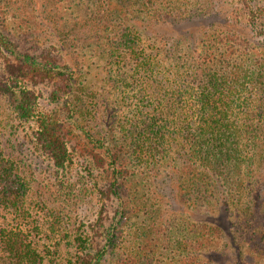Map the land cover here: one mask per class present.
Here are the masks:
<instances>
[{"label": "rangeland", "instance_id": "1", "mask_svg": "<svg viewBox=\"0 0 264 264\" xmlns=\"http://www.w3.org/2000/svg\"><path fill=\"white\" fill-rule=\"evenodd\" d=\"M6 1L0 0L1 30L16 37L20 34V43L57 48L77 72L75 93L54 104L48 100L47 88L28 87L36 94V109L40 112L54 109L65 118V108H72L71 121L95 139L104 140L100 143L106 148L120 149L117 153L126 150L130 142L126 135L131 129L142 127V121L150 119L172 134V118L178 122L177 115L181 119L188 117L190 107L194 106V90L187 73L196 68L201 52L214 46L222 34L233 32L241 40L245 36L250 38L249 59L264 60L258 30L247 23V4L257 7L264 0H129L124 24L132 31L130 53L129 47L119 44L118 37H113L116 40L113 45L101 41L104 53L85 33L65 34L57 28L53 34L48 18L60 16L63 22L72 18L67 14L69 3L64 0H57L63 8L56 15L49 13V7L38 14L40 20L30 17V31H24L22 25L17 27L5 14ZM82 14L83 9L78 15ZM221 47L225 45L220 44ZM111 48L114 51L109 56L107 50ZM136 59L150 63L151 71L137 67ZM2 75L0 68V79ZM173 91L177 110L166 102ZM241 99L240 107H236L238 124L243 125L238 145L242 157L251 164L250 170L246 163L242 164L243 186L237 201L194 210L181 204L175 188L166 179L165 186L156 188L158 197L149 201L158 203L166 216L183 214L194 224L219 229L213 244L201 256L203 264H264V85L250 94L244 93ZM158 101L162 104L160 108ZM159 111L164 115H159ZM35 131L34 120H20L10 100L0 96V162L11 163L13 174L26 186L22 207L26 221L37 226V233L29 236L43 259L42 264H72L77 251L74 239L96 218L101 204L99 190L108 183L107 175L91 157L94 144L89 142H85L86 149L73 152L63 168H56L35 143ZM167 140L166 158L172 160L179 142H174L171 135H167ZM166 173L164 170L160 176L166 178ZM142 198V194H137L127 200V208L134 211L130 221L122 225L120 244L108 251L104 264H110L115 257L138 259L142 255L143 242L138 231L142 215L135 211L145 208L138 205ZM2 220L25 222L5 210H0Z\"/></svg>", "mask_w": 264, "mask_h": 264}, {"label": "trees", "instance_id": "2", "mask_svg": "<svg viewBox=\"0 0 264 264\" xmlns=\"http://www.w3.org/2000/svg\"><path fill=\"white\" fill-rule=\"evenodd\" d=\"M64 1L69 3L67 14L72 18L69 22L61 21L60 16V20L56 16L48 18L53 34L57 28L65 34L67 31L77 36L85 33L103 50L105 45L101 41L113 45L116 41L113 37L120 38L119 44L126 47L133 41L131 29L124 24L129 0ZM83 1H86L85 6ZM60 5L57 0H8L3 10L17 27L22 25L24 31H30V17L39 19L42 9L49 7V13L52 11L54 16L63 8ZM247 5V23L258 30V42L264 50V4ZM82 9L83 14L79 16ZM1 28L0 24V68L3 70L0 96L10 100L20 120H34L35 143L56 168H63L71 154L86 149L85 142H89L94 144L91 157L107 175L108 183L99 190L101 204L96 218L74 239L77 251L72 264H104L108 251L120 244L122 225L130 221L134 211L127 208V200L137 194L144 197L139 207H145L135 210L137 215L139 212L142 215L138 231L143 256L139 255L138 259L115 257L110 264H203L201 256L213 244L219 229L194 224L183 214L166 216L158 203L149 201L158 197L156 193L165 186L164 179L173 185L181 204L194 210H208L225 201H237L243 186L242 164L246 163L250 170L251 162L244 159L239 150L243 125L238 124L236 107H240L244 93L250 94L264 85V60L249 59L247 53L252 40L246 36L241 40L233 32L222 34L225 38L218 37L214 46L201 52L196 68L191 73L186 72L194 90V106L190 107L188 117L181 119L177 115L178 122L172 118V134L150 119L142 121V127L131 129L126 135L130 141L126 150L117 153L120 149L106 148L100 143L104 140L95 139L78 128L71 121L72 108H65V118L54 109L42 112L36 109V94L28 87L47 88L48 100L54 104L75 93L77 72L69 67L65 54L57 48L20 43V34L16 37ZM220 44L225 47L219 48ZM114 48L107 50L109 56ZM128 49V53L133 52ZM135 65L151 71L150 63L144 59L139 62L136 59ZM175 94L173 91L166 102L177 110ZM161 105L158 101L157 106ZM158 113L164 115L161 111ZM167 135L179 142L172 160L166 158ZM0 163V210L8 211L9 215L14 213L16 218L25 221L0 222V264H42L43 259L29 236L37 233V226L26 221L22 207L26 186L13 174L11 163ZM164 170L166 178L160 176ZM134 178L139 179L133 182Z\"/></svg>", "mask_w": 264, "mask_h": 264}]
</instances>
